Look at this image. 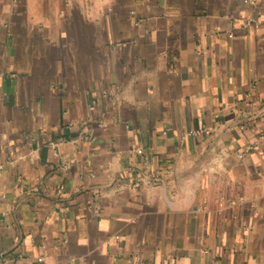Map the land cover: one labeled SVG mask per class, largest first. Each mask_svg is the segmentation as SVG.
Here are the masks:
<instances>
[{
  "label": "crops",
  "instance_id": "obj_1",
  "mask_svg": "<svg viewBox=\"0 0 264 264\" xmlns=\"http://www.w3.org/2000/svg\"><path fill=\"white\" fill-rule=\"evenodd\" d=\"M0 264H264V0H0Z\"/></svg>",
  "mask_w": 264,
  "mask_h": 264
},
{
  "label": "built area",
  "instance_id": "obj_2",
  "mask_svg": "<svg viewBox=\"0 0 264 264\" xmlns=\"http://www.w3.org/2000/svg\"><path fill=\"white\" fill-rule=\"evenodd\" d=\"M136 151L139 152V153H143V150L140 149V148H139V149H136ZM139 185H140V184H136V186H139Z\"/></svg>",
  "mask_w": 264,
  "mask_h": 264
}]
</instances>
